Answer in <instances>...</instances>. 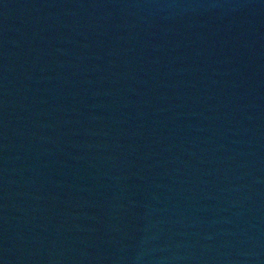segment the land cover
<instances>
[{
    "label": "water",
    "instance_id": "water-1",
    "mask_svg": "<svg viewBox=\"0 0 264 264\" xmlns=\"http://www.w3.org/2000/svg\"><path fill=\"white\" fill-rule=\"evenodd\" d=\"M0 264H264V0H0Z\"/></svg>",
    "mask_w": 264,
    "mask_h": 264
}]
</instances>
